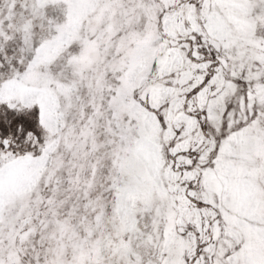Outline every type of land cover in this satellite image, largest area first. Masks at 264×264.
I'll return each instance as SVG.
<instances>
[{"label":"snow or ice","instance_id":"obj_1","mask_svg":"<svg viewBox=\"0 0 264 264\" xmlns=\"http://www.w3.org/2000/svg\"><path fill=\"white\" fill-rule=\"evenodd\" d=\"M0 264H264V0H0Z\"/></svg>","mask_w":264,"mask_h":264}]
</instances>
